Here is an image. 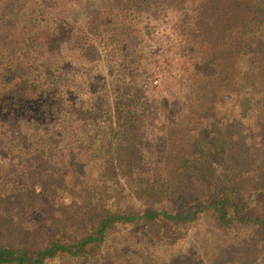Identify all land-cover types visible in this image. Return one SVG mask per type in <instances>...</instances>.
Returning <instances> with one entry per match:
<instances>
[{
  "label": "trees",
  "instance_id": "obj_1",
  "mask_svg": "<svg viewBox=\"0 0 264 264\" xmlns=\"http://www.w3.org/2000/svg\"><path fill=\"white\" fill-rule=\"evenodd\" d=\"M161 31L180 48L185 111L152 106L136 81ZM68 44L88 64L64 60ZM230 95L236 112L222 114ZM167 110L176 117L147 135ZM4 153L26 168L57 159L71 188L64 177L23 188L50 228L21 219L15 191H0V264H264V0H0ZM77 155L102 169L65 210L55 200L77 193ZM203 217L216 234L210 257L149 254L148 244L189 242Z\"/></svg>",
  "mask_w": 264,
  "mask_h": 264
},
{
  "label": "rangeland",
  "instance_id": "obj_2",
  "mask_svg": "<svg viewBox=\"0 0 264 264\" xmlns=\"http://www.w3.org/2000/svg\"><path fill=\"white\" fill-rule=\"evenodd\" d=\"M157 24L159 28H161L159 21ZM173 42L174 41L162 31L155 32L152 40H146V43L142 48L144 49L145 53L141 55L139 65V69H142L144 74L140 77L138 76L136 81L138 84L143 85L147 89V96L149 97L152 106L157 107V104L161 100L169 99L170 102L173 101L175 103L177 111H185L188 107V101L186 100L187 98L185 95V86L182 85L181 81L179 80V76L176 74L178 72L177 66L180 65L181 62V59L178 57L180 48ZM64 60L75 65L88 64V60L85 58V56L81 55L79 49L77 47H73L71 44L67 45L64 53ZM143 67L146 68V71ZM104 71L102 73L105 74ZM156 71H160V76H157ZM226 100L227 101L224 107L221 108V113L230 115L234 110H236V102L233 95H230V97L227 96ZM235 112L236 111H234V113ZM164 113H159L157 115V119L149 120L150 122L147 123L148 129L146 130L148 133L147 135H155L156 127L168 121L166 115L169 117L171 114H173L174 117H176L174 113L170 114L169 110ZM62 140L60 142L63 145L64 141ZM85 159L86 156H82V158H80V155H77L76 159L74 160V165L76 166L74 173H77V179L79 183L77 186V193L75 191V194L72 195L69 191L62 192L64 193V196H59L55 200V204H60L62 209L66 210L67 208L70 209L75 207L78 204L75 203V195H77L80 190H83V192H86L87 190L89 191L90 187H88V184L90 182L94 181V183H98V178L102 169L101 165L96 159L89 158L90 160L86 162L84 161ZM56 160L57 159L50 160L49 163L47 161H39L37 166L26 168L24 162L20 161L19 157L16 155L8 153L0 154V191L3 189H13V191H15L13 193L16 194L15 199L13 200V204L10 205L12 207L20 208L22 212L25 211V214H22L21 219L27 221L28 224L32 222L38 223L39 217H41L43 224L46 225V228L51 227L47 226L49 223H51V221H49L50 211L45 210L46 212H44L43 215L40 213L38 214L37 205L40 204L41 201L33 198L32 195H30V193H28L26 190H24V193L22 192L23 188H26L25 186L27 183L33 182L36 190H38L40 188V183L45 184L48 182L50 184L52 181L64 177L65 180H63V183L67 181L65 183L66 187L68 189L71 188L69 186L68 176L59 175L63 169L59 167L60 163L56 162ZM67 169V167L64 168V170ZM24 173H27L28 176H24ZM79 177L80 180L84 181L83 183H81ZM22 195L24 196L21 198ZM81 197V202H84L86 200L85 196H82L81 194ZM120 198V203L122 205L133 203L128 195H122ZM46 204L47 202L43 201V207H45ZM52 213H55L56 215L60 213L59 208L55 209L54 211L52 210ZM43 231V229L41 231L42 233H40V230L38 231L39 235L36 237V243H43L41 242L44 233ZM188 233L190 234L188 237L190 239L189 242H186L188 240H183L174 246L148 244L147 248L149 254H152L153 257L159 259V261H165L170 257L176 256L177 258L181 253L183 254L182 250L186 249L185 247L190 249L196 247L197 252L198 249L201 252L204 251V254L207 251V255L210 257L212 253L211 250L213 249L212 248L210 250V243L216 240V234L213 232L211 219L208 217L200 218ZM128 241L132 242L129 244L130 248L139 246L133 243L137 240L132 237L128 238Z\"/></svg>",
  "mask_w": 264,
  "mask_h": 264
}]
</instances>
